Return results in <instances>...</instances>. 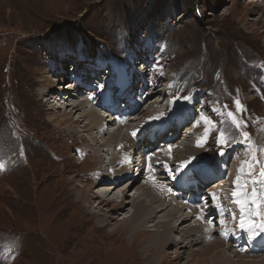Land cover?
Returning a JSON list of instances; mask_svg holds the SVG:
<instances>
[{"label": "rangeland", "instance_id": "1", "mask_svg": "<svg viewBox=\"0 0 264 264\" xmlns=\"http://www.w3.org/2000/svg\"><path fill=\"white\" fill-rule=\"evenodd\" d=\"M148 55L152 57L151 62ZM132 57L137 61L131 72H135L136 68L141 70L146 63H149L150 70L144 76L142 71L137 70V74L131 78L149 79L159 73L166 76L163 83L166 90L162 98L159 97L160 91L154 93L160 100L166 101L162 109L168 107V110L172 104L179 107L183 99L188 100L193 96L195 88L208 95L207 103L201 97L192 99L189 109H195L197 115L192 111V116L187 117L184 112H179L174 118L162 120L161 124L167 129L160 135V144L156 149L149 150L157 151L165 142L172 144L175 137L167 138L172 129L174 132L181 130L174 145L181 141L184 143L187 138L190 144L200 145L199 139L198 142L193 140V135L199 138L205 125H208L211 135L201 146L203 151L196 150L197 156L190 162L199 163L197 179L201 183L207 180L212 182L204 183V189L209 186L206 194L211 188L216 191L220 185L228 189V184L231 182L232 185L238 175L249 179L248 172H239L240 166H247L245 161L254 168L251 177H256L260 161L264 163V131L258 133L259 127L264 124V0H0V264H113V260L120 264L119 260L123 258L130 260V264H148L142 259V248L147 242L143 239L145 237L136 238L132 245L129 240L132 223H123L133 210L132 204L126 203L125 209H113L114 200L105 201L107 205L97 209L98 198H92L89 207L83 206V200L80 201L81 209H75L78 203L75 202L74 191L85 183L92 184L90 176L96 172H91L100 165L96 156L89 149L86 150L95 144L89 133L83 131H88L85 125L89 118H82L77 126L67 125L80 116L79 113L70 115L71 105L76 102H68L71 104L69 106L62 102L52 105L47 99L48 86L52 84L50 80L53 76L58 77L60 72H65L64 77H69L60 79L59 82L63 84L69 86L70 81L74 84L77 80L81 82L74 92L67 89V85L62 94L61 88H53L55 96L75 98L78 93L87 94L84 91L85 82L97 91L98 85L106 86L110 81L107 78L113 61ZM126 62L114 64L125 66ZM112 77L114 80L111 84L114 82L118 87L123 84L119 80L132 85L126 78L117 77L116 74ZM136 83H140V79L135 81L133 88L126 87L119 97H116L117 90L110 87L111 95L115 94L117 101L116 115H124V110L137 104L131 103L133 97L137 101L138 96H142L135 89L141 84ZM170 85H174L175 90L170 89ZM186 88L189 92H185ZM171 91L174 98L167 100L166 94ZM190 92L191 95H188ZM152 97L148 94V103L142 101L139 106L141 111L148 109ZM237 101L242 107H238ZM198 106L202 110L199 111ZM141 111L135 116L137 120L142 115L147 119V112L140 115ZM56 114L58 118L53 119ZM127 114H131V111ZM197 116L205 118L187 137V124L193 119L197 120ZM66 117L71 118L69 122L59 125L58 119ZM149 118L152 120L156 117ZM178 119L183 121L179 127ZM159 120L150 122V125L160 123ZM220 120L222 122L218 124ZM132 122L130 118L129 123ZM114 127L109 126L111 129L106 132L114 130ZM96 130L97 141L102 143L101 134ZM159 130L161 133L164 129L158 126L156 132ZM244 133L248 134L247 138ZM221 140L225 143L220 144ZM235 141L244 143L240 146L243 156L241 152L235 156V159L239 156L241 164L235 162L232 166V157L237 153V148L231 153L219 154L214 158L224 164L227 171L219 173L218 177L220 179L224 175L227 182L222 183L218 177L207 178L205 170L211 167L206 161L219 151L227 150ZM247 141L249 146L245 143ZM147 142L140 141L135 149H143L141 147ZM251 142L255 143L253 151ZM166 146L163 145V148ZM123 147L122 144L120 148ZM175 149L185 150V147ZM143 153L145 157L149 154ZM117 154L116 148L113 155L106 154L103 161ZM173 154L171 164L180 159L176 150ZM158 165L164 166L162 163ZM117 167L115 164L112 169ZM72 176H76L75 179ZM143 176L125 197L129 201L137 193L138 187L150 188ZM168 177L167 173L163 174L164 183L173 187V180ZM131 179L136 180V175ZM215 179L218 180L216 183ZM127 184L124 180L118 181L116 186H120L119 190L110 197L121 193ZM195 185L198 186L193 179L191 190L196 193L199 188L195 189ZM252 188L260 193L256 186ZM98 191L99 188H96L91 194ZM153 192L154 196L161 193L162 197L169 199L172 194L158 188H153ZM220 199H223L222 194ZM223 202L228 203L229 200L224 199ZM182 206L186 207L179 203V207ZM171 208L174 206L168 209ZM214 210L216 227L220 225L219 220L233 218L234 213L228 211L229 208L225 217L219 216L216 207ZM105 214L110 216L108 224L99 227L97 220ZM193 220L197 221L194 218L189 222ZM262 220L264 222V216ZM203 227L211 233L209 225L204 224ZM260 233L252 231L244 234L252 239ZM216 235L217 231L212 229L208 240H203L194 249L202 248ZM178 236L179 233L175 239ZM224 244L225 248L230 249L231 258L236 259L235 251L225 241ZM233 244L235 246L237 241H233ZM242 246L241 255L247 254L244 248L252 247L250 242ZM167 249L168 257L162 264H187L189 261L190 251L178 261L174 257L175 246ZM153 255L154 252L151 257ZM149 261L151 264L152 259Z\"/></svg>", "mask_w": 264, "mask_h": 264}, {"label": "bare ground", "instance_id": "2", "mask_svg": "<svg viewBox=\"0 0 264 264\" xmlns=\"http://www.w3.org/2000/svg\"><path fill=\"white\" fill-rule=\"evenodd\" d=\"M147 57L151 62V58H152L151 55H148ZM124 60L127 61L125 66L121 64H114V63H122V61ZM136 61L137 59H134L133 57L132 59L122 58L121 60H117V61L114 60L113 61L114 63L111 64L112 66H111L110 75L107 78V80L110 79V81L106 86L98 85L99 91L96 90V92L93 93L92 88L89 87V85L91 84L85 82L86 86L84 87L85 88L84 91L85 92L88 91L89 94L84 95L82 93L81 94L78 93V95L75 98L72 97V98L64 99V97H56L54 94L53 88L56 89L58 87L61 88L62 91L60 92V94H62L65 91L64 89L67 84L65 83L63 84L59 82L61 78H67V79L69 78L67 75H65L66 77H64L63 74L65 72L64 73L60 72L59 74L57 73L58 77L56 76V78H54L53 76V79L50 80L52 81L51 82L52 84L48 86L49 90L47 92L49 94H47V96L48 95L49 96L48 97L46 96L48 102L52 103V105L53 104L57 105V103L62 102V103H66L67 106H69L71 104H69L68 102L75 101L76 103L74 105H71L72 109L70 110V115L73 116L76 113H79L80 115L79 118H77L74 121L72 120L70 122H69V120L71 119L70 117L63 118L62 120L58 119V124L63 125L69 122L67 125L77 126L76 124L79 125L82 118H89L88 120L89 122L88 123L85 122L86 123L85 126H88V131L87 130H83V131L89 133L90 135L89 137H91L94 140L95 144L93 148L89 146L86 150L89 149L90 153L96 156L98 163L100 162V165L97 166L98 168L96 167L95 170L91 172V173L96 172L95 174L90 176L91 179L90 182H92V184L85 183L77 191H74L77 198V201L75 200L74 201L78 203V206H76L77 208L75 209H81L80 201L83 200H84V204L82 203L83 206L85 205V207H89L91 205L90 202L92 198H96V199L98 198V204L96 206L98 207L97 209H99L100 206L104 207V205H107L105 201L108 203V201L111 202L114 200V205L112 207L113 209H116L117 207H121L122 209H125L126 203L132 204L133 210L126 217L127 220H125L123 223L126 224L127 222L132 223L131 234L129 236V240L132 243V245L136 238L140 236L145 237L143 239L144 240L146 239L147 242L144 244L142 248V257H143L142 259H144L146 262L148 261L147 262L148 264H150L149 259H152L151 264H162L163 262H165L166 258L168 257L167 253L169 252L167 248L172 245L175 246L176 248V255L174 257L177 258L178 261L181 258H183L186 252L190 251L188 257L189 261L187 262V264L190 263L191 264H261L264 261V256H261L259 254L262 255L264 254V227H260L257 229H247L240 227L241 216L245 214L241 212L239 206L235 203L236 198L233 196V192L238 190L235 179H233V181L235 182L232 185L231 182L228 184V189L227 188L225 189L220 185L218 186V189L216 191L214 190V188H211L209 189V193L206 194L207 193L206 188H208L209 186L205 187L204 189L205 186L204 183L209 184L212 182H208L207 180L204 183H201V181L197 179L200 173V170H198L199 167L197 166L199 163L190 164L192 159L194 160L195 157L197 156L195 155V151L196 150L197 152L203 151V147L197 145V143H195L194 145L190 144V142H188V138L185 140L184 143H181L182 142L181 141L179 144L177 142L174 145L173 143L177 141V138L179 136V133H181V130L174 132L172 129L171 133L167 136L168 139L175 137L176 140H174L172 144H165L166 143L165 142L162 143L161 147L158 148L157 151L149 150V149H156L158 143L160 142L159 140L160 135L164 133V131L167 129L165 125L161 124L162 120H165L167 118H174L176 114L179 112H184L185 116L187 117L192 116L190 115L192 111L195 115H197L195 109H192V111H190L191 109H189V105L191 104L192 99L196 100L197 97H201L203 98V102L207 103V101L205 100H207L208 95H206V92H199L198 89L195 88L193 92V96H191L188 100L183 99L181 102L182 104L179 107H176V104H172L170 106V109L167 110L168 107H166V109H162L161 106L165 105L166 101H164V99L160 100L159 97L162 98L164 91L166 90V88L164 89V85H163L164 81H166L167 79L166 76L159 73L152 75L153 77L151 76V78L149 79L145 77L143 78L136 77L135 79L131 78V76L137 74L136 73L137 70L139 72L142 71L141 73L143 76L147 75V73L150 70L149 63H146L141 67V70L136 68L134 69L135 72H131V70H133L131 68L134 67ZM129 64L132 65L128 66ZM119 67L122 68L117 69ZM113 74H116V76L120 78H126L127 81L130 80L132 82V85L130 86L129 83L123 82L122 80H119L121 83H123L121 87H118L117 84L115 85L114 82L111 84V81L114 80V77H112ZM137 79H140V83L138 84H141V86L140 87L138 86V88L135 87V89L142 96L139 95L137 101H135L134 97L131 99L132 104H134V102H137V104L132 105L131 109L124 110L123 111L125 113L124 115L122 114L116 115L114 111L117 110V101L114 99L115 94L111 95V91L109 90L110 87H112L113 85L116 86L115 89L118 91L116 97H119V93H123L124 88H126L127 86H130L129 89H131V87L133 88L135 86V81ZM69 83H68L69 86L67 85V89H71L70 91L74 92L77 90V88H79V86H77V83L74 84L72 83V81H70ZM158 84H160L159 88H158ZM94 86L97 87V85L95 84ZM171 88L172 89L174 88L175 90L174 85H170V89ZM147 90L148 92L146 93ZM158 91H160L159 97L154 95V93ZM185 92H189L188 88L185 89ZM66 94L68 95V92ZM148 94L152 95L153 97L149 100L148 109L145 108L146 111H141L139 106L141 103H143L142 101L147 102ZM71 95L72 94L70 93L69 97H71ZM188 95H191V92L188 93ZM173 98H174V93H172V100ZM51 109L54 110V107H52ZM130 110H131V114L128 115L127 113ZM200 110L202 109L199 107V111ZM54 111L56 112V110ZM101 111H104V113ZM139 111H141L140 115L142 113L144 114L145 112H147V114L149 115V116L147 115V119H144L143 118L144 116L142 115L143 117L141 116V118L137 120V117L135 116L138 114ZM203 114L206 115L205 113ZM157 115L159 117H157ZM151 116L152 118L153 117L156 118L150 120L149 117ZM52 118L53 119L58 118L57 114ZM130 118L133 119L134 122L129 123ZM202 118L204 119L205 117L203 116ZM202 118L198 117L197 120L193 119L192 120L193 123L191 121L192 123L191 126H190L191 123L187 124L188 128L186 132L188 134H186V136L187 135L190 136L194 132V130L198 128V125L202 120ZM158 119H160L159 120L160 123L150 125V122L154 123ZM177 121H178L177 125L179 127V125L183 123V121L182 119H178ZM138 122L140 123L137 124ZM221 122L222 120H220L217 123L219 124ZM218 124H217V129H218ZM109 126L111 128H113L114 126L116 127H114L115 128L114 130L107 133L106 131H109L111 129L109 128ZM158 126H160V129L161 128L164 129L163 132L159 133L160 130L156 132ZM205 127L206 128L201 133L199 138L194 137L195 134L193 135V140L197 141L199 139L198 141H201V138L207 137L206 142L208 141L212 131L210 130V127L208 125H205ZM95 129H97L98 131L97 130L96 131L101 134V138H102V143L100 142L101 144L99 143V141H97V137L94 134ZM136 130H138V132ZM134 131L137 132L138 135L133 136L132 133ZM148 131H150L149 134ZM262 131H264V124L259 127L258 133H261ZM97 132L96 134H98ZM73 135L75 136L74 133ZM128 135L130 138V143L128 142L129 139ZM147 137H149L148 140ZM85 138H86L85 140H87V137ZM143 140L148 142L145 143L143 147H141L143 148L141 149L142 151L135 149L137 143H140V141ZM219 143L224 144L225 142L221 140L219 141ZM245 143L249 146L248 141ZM119 144H121L120 147H122V144L124 145V147L123 148L117 147V145ZM205 144L206 143H204L203 145ZM243 144L244 143L240 141L239 142L235 141L233 142V144L227 147V150H223L224 153H231L233 149L237 148V153L234 155V157H232L233 167L235 165V162H238L239 164H241L242 162L239 160V156H237L236 159L235 156L242 151L240 146ZM163 145H168V146L163 148ZM175 147L176 148L185 147V150L175 149ZM250 147L253 151L255 147V143L251 142ZM116 148L118 150L117 156L114 155V157H110V158L108 157L109 160L104 162L103 160L105 158V155L106 154L113 155V151ZM169 149H171V151H169ZM174 150H176L177 157L180 156V159L175 164L174 163L171 164L170 159L176 154V153L173 154ZM143 152L149 154L145 157L144 156L145 153ZM220 152L221 151L215 154L211 158V160L206 161L209 162V166L211 167L210 169L208 168L205 170L207 173L206 176L207 178L213 179L215 177H218L219 173L223 171H227V167L224 164L219 163L218 159L214 158L215 156L219 155ZM247 155L250 156V159L252 158V156L249 153ZM241 156H243L242 152H241ZM153 158H156V160ZM81 162L82 160L80 161V163ZM185 162L188 163L185 165ZM161 163L164 166H159V165L157 166V164H161ZM93 164H95V162ZM106 164H108V166ZM115 164L120 168L117 167V169H112V167ZM149 164H151V169L149 168ZM109 165H112V167ZM182 165L185 166L182 167ZM260 165L261 166L259 171L258 170L256 171L257 175L255 178L252 177H249V179L244 178L242 179L241 182L243 183V180L248 181L249 196L251 194V190L253 189L252 188L253 186H256L260 191V193L257 192L259 197L257 202L260 205V207L257 208L255 205H251L247 215H245V218L255 220L258 224H264L262 220V217L264 216V189L262 188L264 182V163H261L260 161ZM242 167L243 166H240L239 168L240 173H241L240 169ZM243 169L244 171H246L245 174H247V172L249 171L248 165L245 168L243 167ZM131 172L133 174H131ZM164 173H167L169 177L173 180L172 181L173 187H169L167 186V184L164 183L163 180ZM104 174H107V176H105ZM143 174L145 175V178L148 181L150 188H145V187L142 188V186L138 188L136 187L137 193L132 195L133 198L131 201H129L128 199H126L127 195H129L130 191L137 185L139 179L141 180V177H144ZM253 174L254 172L252 173V175ZM130 175H132V177L136 175V180L132 181L131 179L132 177ZM72 177L75 179L76 176H72ZM127 178L130 179L127 180ZM224 178H225L224 175L220 177V179H222V183L227 182L226 180H224ZM164 179L166 178L164 177ZM193 179H194V183H196L199 186V187L196 185L194 186L195 189L199 188L197 190L198 193L196 192L197 195H195L196 193L191 190V184L193 182ZM217 179H219V177ZM217 179H215L216 181L215 180L212 181H215L216 183L218 181ZM253 179H256L258 181L255 185L252 184ZM121 180L122 181L124 180L125 183L128 182L127 187L123 188L121 193L119 194L116 193L114 196L110 197L117 190H119L118 188L120 186L117 187L116 184L118 181ZM96 188H99V191L94 194L93 193L91 194V192H93V190ZM153 188H158L165 193L170 192L173 195L171 194L170 199L166 197H162L161 193L160 194L156 193L157 195L154 196L153 193L155 192H153ZM72 189L75 190L76 188H72ZM218 193L222 194L223 199H220V194ZM89 195H91V197ZM224 199L229 200V202L228 203L223 202ZM197 200H200L201 202L198 203ZM179 203L185 204L186 207L182 206L180 208ZM168 205L174 206V208L168 209L169 208ZM214 207L218 209L217 211L219 212V216L221 217L226 216L227 210L229 208L228 211L234 213L232 215L233 218H231V220H227L226 217L222 219L223 222H221L222 220H219L218 223H220V225L219 227H216L214 221H216L217 218L215 217L216 215L213 212L215 211ZM257 212L259 213V215L256 214ZM109 217L110 216L108 214H105L104 217L98 218L97 225L99 227L101 226L105 227L106 224H108L107 221L109 220ZM194 218L197 219V221L193 220V222L190 223ZM151 222L152 224L149 225V223ZM200 224H202V226ZM204 224L209 225V229L211 230V233H212V229L214 231H217V235L215 236L216 238L211 242H209L208 244H205L202 248L194 249L196 245L198 246L199 243H201L203 240L204 241H206V239L208 240V238L211 236V233L208 232L207 228L203 227ZM252 231H255V233L257 234L259 231H261V233L256 237H253L252 235L253 237L252 239L245 235L246 232H252ZM178 233H179L178 239H175V235H177ZM224 241L229 245V247L232 250L235 251L234 257L236 259L231 258L232 255L230 254V249L225 248ZM233 241H237V244L235 246L233 244ZM245 242H250L252 247L250 249L244 248V250H247L246 253L248 255L247 254L241 255L239 253H242L243 250L242 245ZM141 243H144V241H141ZM153 252L155 255L151 257ZM237 255H239L238 258L236 257ZM249 255L254 257H251ZM113 262H114L113 264H116V260H113ZM119 262L120 264H130V260L126 258H123L121 261L119 260ZM117 264L119 263L117 262Z\"/></svg>", "mask_w": 264, "mask_h": 264}, {"label": "snow or ice", "instance_id": "3", "mask_svg": "<svg viewBox=\"0 0 264 264\" xmlns=\"http://www.w3.org/2000/svg\"><path fill=\"white\" fill-rule=\"evenodd\" d=\"M238 107H242L240 106V102L237 101L236 102ZM237 127H239V124H237ZM133 136L137 135V132H133L132 133ZM245 138H247L248 134L244 133ZM207 137H205L203 140L200 141V146H203L204 143H206ZM169 151H171V149H169ZM221 156L224 155L225 153L223 151H221L219 153ZM150 159V158H149ZM253 160H255V157H253ZM188 162H185V165ZM245 164L248 165V175L251 177L252 173L254 172V168L252 166L251 163H249L248 161L244 162ZM185 165H182V167H184ZM149 168L151 169V164H149ZM241 173H243L244 169L243 167L240 169ZM243 179L242 175H238L236 177V186L238 188L237 191L233 192V196L236 198L235 199V203L239 206L240 210L242 213H244L245 215H247L250 206L251 205H255L257 208L260 207V205L257 203L258 201V193L255 190V188H253L251 190V194L249 196L248 194V181L247 180H243V183L241 182ZM258 181L256 179L252 180V184L255 185ZM257 215H259V213H256ZM245 215L241 216L240 219V227L241 228H247V229H257L260 227H264V224H258L255 220L252 219H246Z\"/></svg>", "mask_w": 264, "mask_h": 264}, {"label": "built area", "instance_id": "4", "mask_svg": "<svg viewBox=\"0 0 264 264\" xmlns=\"http://www.w3.org/2000/svg\"><path fill=\"white\" fill-rule=\"evenodd\" d=\"M172 93H173V92L171 91V93H169V94H172ZM169 94H168V95H169ZM168 95L166 96L167 98H169Z\"/></svg>", "mask_w": 264, "mask_h": 264}]
</instances>
